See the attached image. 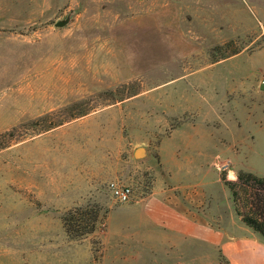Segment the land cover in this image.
Instances as JSON below:
<instances>
[{
  "label": "rangeland",
  "instance_id": "obj_1",
  "mask_svg": "<svg viewBox=\"0 0 264 264\" xmlns=\"http://www.w3.org/2000/svg\"><path fill=\"white\" fill-rule=\"evenodd\" d=\"M139 5L0 0V264H147L115 241L130 201L112 181L131 201L196 189L229 217L221 176H264V0H213L223 34L210 36L186 13L174 27L140 20ZM75 208L82 237L65 226Z\"/></svg>",
  "mask_w": 264,
  "mask_h": 264
},
{
  "label": "crops",
  "instance_id": "obj_2",
  "mask_svg": "<svg viewBox=\"0 0 264 264\" xmlns=\"http://www.w3.org/2000/svg\"><path fill=\"white\" fill-rule=\"evenodd\" d=\"M137 2L141 10L145 8L140 20L144 16L157 25L174 27L186 16L195 24L204 23L205 35L223 34L213 30V0ZM197 195L196 189L179 191L178 185L164 184L154 186L147 195L134 196L114 229L115 241L130 245L129 251L143 253L147 264H222L221 259L225 264H264L259 234L238 214L227 217L203 210Z\"/></svg>",
  "mask_w": 264,
  "mask_h": 264
},
{
  "label": "trees",
  "instance_id": "obj_3",
  "mask_svg": "<svg viewBox=\"0 0 264 264\" xmlns=\"http://www.w3.org/2000/svg\"><path fill=\"white\" fill-rule=\"evenodd\" d=\"M221 178L231 191L237 214L264 242V176L241 170L236 181L227 180L226 176ZM79 211L80 208H75L64 216L65 226L73 237H82L90 232L80 229L86 218Z\"/></svg>",
  "mask_w": 264,
  "mask_h": 264
},
{
  "label": "water",
  "instance_id": "obj_4",
  "mask_svg": "<svg viewBox=\"0 0 264 264\" xmlns=\"http://www.w3.org/2000/svg\"><path fill=\"white\" fill-rule=\"evenodd\" d=\"M73 13L74 12L71 11L65 17L56 21L55 26L58 28L66 27L70 23V21L73 17ZM260 90H262L264 92V78L261 80ZM134 156L137 159H144V158L149 156V149L145 146L137 147L135 152H134Z\"/></svg>",
  "mask_w": 264,
  "mask_h": 264
},
{
  "label": "built area",
  "instance_id": "obj_5",
  "mask_svg": "<svg viewBox=\"0 0 264 264\" xmlns=\"http://www.w3.org/2000/svg\"><path fill=\"white\" fill-rule=\"evenodd\" d=\"M113 196L120 202H129L133 194V189L130 185L121 184L117 181H112L109 184Z\"/></svg>",
  "mask_w": 264,
  "mask_h": 264
}]
</instances>
